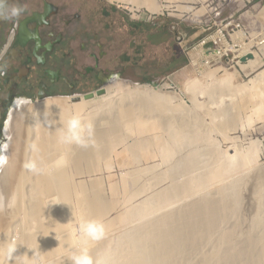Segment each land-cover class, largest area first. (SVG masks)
<instances>
[{"label": "rangeland", "instance_id": "obj_1", "mask_svg": "<svg viewBox=\"0 0 264 264\" xmlns=\"http://www.w3.org/2000/svg\"><path fill=\"white\" fill-rule=\"evenodd\" d=\"M156 1H159V3H161L162 5H172L171 7H164L162 13H158V10H156V8L153 9L151 6L144 4V0H142L143 3L140 4V8H137L132 4L127 5L126 3L123 4V2H111L110 0H106V2L117 6L119 10L123 11L125 16L134 21L147 20L152 22H163L170 28L172 26L178 28L179 25L183 24L192 26L195 29L204 28L206 30L213 31V39H218L219 37L222 38L224 43L231 44V50L227 52V55L224 54L219 58V56L216 54L217 46L214 44L212 48L213 50L211 51L213 56L206 57L205 59H203V61H198V59H196L195 57L194 64L188 70L187 76L185 77L159 81L157 83L158 85H155V87L153 84H135L126 81V79L124 78H121L114 83L105 85V93L103 95L95 96L93 99H90L88 101L94 102V105L95 103L100 102V100H102L106 96H109L111 99L115 100L118 96H122L129 89V91L133 92V95H146V93L151 96L167 95L171 99H169L166 111L164 113H161L157 109L150 114L151 118H160L165 123L163 127L156 130L157 132L155 131L156 134L158 133V135H160L161 141L164 144L166 143L165 145H174L172 144L173 139L169 134L170 131L168 129L171 125H174L177 130L183 129V132L186 135L187 133H189V135H191V138L189 137V135L187 136L190 140L192 139V136H195V134H193V132L195 133L193 129H195V127L197 129V127L201 126L200 124H202V126L199 128H202L204 126L203 130H206L207 128L210 133H208L205 140L198 138V141L201 142H198L196 139H192V141L194 142L192 143V141L189 142L188 139V141L183 145V148L179 147L178 149V147H174L170 159L163 160L160 151L156 150L157 148L155 147L154 143L151 142V145H149V149L154 152L151 153V151H149L147 152V154H145L143 151L138 149L141 136H139L138 134L136 135V133L134 132H125V129L123 130V128H119V130L121 131L120 133H123L124 136L122 135V137L124 138L122 140V144H120L121 142L117 143L112 152L107 155L106 159L107 162L109 161V164L103 159H94L91 161L93 163L88 162L82 165V169L81 171H79L81 172L80 174L76 173L75 168L72 164H67L64 167L62 172L67 176L66 179L63 180V186H66L65 190L67 191V201H65L63 205L67 203L71 205L74 210H76V207L78 206L77 201H79L81 197L86 195L80 194L78 195L79 199H77V192L81 187L84 186L83 188L86 189V191L91 190L92 194L98 190L107 203H110L111 201H114V203L117 202L116 205L119 206L117 208L118 211H125L124 207L135 208L134 211L136 217L131 221L129 226H139L145 233L146 237L150 235V232H152V241H156V243L153 244L155 249V263L161 264L159 256V246L164 241L168 245L175 246V248L169 252V258L171 259L172 264H198L199 260H201L203 256V251H207L209 248H211V244L206 241L207 238H204V226L206 224V218L208 216L212 217L215 221V224L217 221H222L220 225H216L210 231V234L215 235V240L220 237L219 234H221V230L229 232L231 229H234L235 231H237L236 234L242 233V235H244V233H246L249 229L250 218L254 212L253 206L251 205L254 199V192L262 190V194L264 196V117L260 119V111H253L254 108L252 106V103H250L249 101L247 102L244 97V93H246L247 99L248 92L252 91L250 89L259 87L261 83L264 82V0H191L185 4L170 3V1L168 0ZM175 5L181 7H176ZM232 44L236 46L234 47L232 46ZM248 53L252 54L253 57L245 61H241V58L246 56ZM212 59H214V61L210 64H207L205 62L207 60L211 61ZM212 70L218 71L217 74L219 76H224L229 73L231 75L235 74V77L231 76L233 80L231 79L232 82H230V84H239V86L245 84L246 88L243 89L244 92H241L234 96L231 95V91L220 92L219 90V94L214 95L211 93L205 95L204 93L199 92V95H196L197 100H195L194 103H191L190 100L192 94L190 93L191 91L189 89V91L187 90L188 86L194 80L201 81L202 85L206 83L204 85L206 87L211 85L215 86L213 85L214 83L211 84V81L205 80L204 77L206 71L208 72ZM111 85H115L116 87L114 88V90L109 92L108 87ZM247 86H250V89ZM131 87L134 89V91ZM248 89L250 91H248ZM135 90L138 91L135 92ZM141 91H143L144 94H142L143 92L141 93ZM222 93L224 96L220 95ZM210 95H213V97H211ZM174 96L176 98H174ZM214 96H217L219 99L217 97L214 98ZM238 96H240L241 98ZM61 97H68L66 99L69 100L70 96ZM208 97L212 98L213 100L209 99ZM45 98H49V96L32 98L30 99V104L19 108L20 112L17 113V118L23 121V126L24 128H26L25 130H27L31 118L35 114L32 106H34L35 102L42 101ZM223 98H225L223 104H226L220 105L221 99ZM236 99H241L240 101H238V103L240 102L241 104H238L241 107L238 114L241 126H244L245 135L241 132H237L233 134V136H235V139L232 140V142L230 141L223 143L224 140L221 138V136H217L216 132L214 130H211V126L214 124H218L221 118L215 114H208L205 108L207 107V105L213 110L218 108L219 105V107L222 106V108H224L229 105V102L231 103L234 100L237 101ZM208 101L210 103H208ZM196 102H203V104L199 106ZM73 103L76 102H73L71 98L69 101H67L68 105H73ZM181 106L189 111L188 115L183 116L181 113H179V109ZM96 119V122L93 120H81L84 124H90L92 126L93 135H95L97 130L102 129L103 131H105L110 126V121L108 119H104L101 117ZM8 120L9 118L5 119V125L3 126V137L0 142V147L5 145V148L7 149L11 145L10 140L8 136H6L5 132V127L6 123H8ZM198 122H200V124ZM183 123L185 126L183 125ZM96 126H98L99 129ZM249 132L252 133V135ZM154 135L153 132H149L145 136V139L149 138L150 140H154ZM27 142L28 139L23 141V147L25 146L23 149V151H25L23 160H28L26 162L22 160L19 161V167L22 165V169L24 167L25 170L28 168L26 165L29 164V157L26 156V153L29 152V143ZM188 145H190L191 147H188ZM214 146L216 148H214ZM250 146L251 150L252 146H254V150H256L257 153L255 156L257 159L254 164L250 163V161L245 158L246 154L250 151ZM129 147L138 149L135 150L137 155L133 156L132 152L127 149ZM190 148L191 150L193 149L198 153L196 154L198 155L197 160L199 166L197 164L196 167L197 170L199 169V174L201 172L203 173V169L207 166H210L209 168H212L215 171V169L211 165L218 162L217 160L225 159L224 163L226 164V166L223 169V177L226 179V182L225 179L222 180L224 188L222 190H224V193H221L222 190L217 191L215 189H212V184L205 183V186L198 190L200 193L202 191L203 192L201 194L199 193L200 195H198L197 192L196 199L190 200L196 195H184L183 187L187 185L188 179L194 176V174H198L195 167V171L192 169H186L184 171L178 165V161L185 157L187 151H189ZM149 153H151V155L147 156ZM4 156L6 160V162L4 163L5 165L13 162V156L11 152L7 153L6 150ZM233 157H235L234 161L236 162L232 161ZM242 159L247 161V163L243 161L245 162V166L241 161ZM89 163H91L92 165ZM175 164H177V166ZM90 165L91 169L89 167ZM228 169H230V171H228ZM25 170L24 173H26ZM168 171H172L170 174L172 177L166 175ZM132 172H139L140 175L138 176V183L134 184L125 179L126 175ZM143 172H145L146 174ZM2 173L3 174L1 175L3 177L4 175L7 177L3 178L0 175V240L3 236L7 238L8 242L13 243L21 234V230L25 227V222H29V217L27 215L25 216V214L28 213L27 210L31 211L29 203L30 188H28L29 185H27L28 187H24L26 191L24 193V190H22V193L25 195L22 194L21 196H24L25 198L23 197V199H21V196L16 194V192H14V189H12L13 182L11 179V171L6 169ZM157 176L159 177V179H157ZM166 177H171L172 179H168ZM182 180L184 181L182 182ZM145 182H149L150 184V189L148 188L149 193L143 192L141 194H138L136 192V188L141 185L147 187V185L144 184ZM113 188L116 189L117 193L113 192ZM158 191L159 193H156ZM129 193H131L132 196L128 200L127 197ZM169 194H175V200L172 203L165 205L167 200L172 199ZM11 197L14 198L16 202L15 204L21 207L20 210L17 209L19 210L18 212L14 210L15 208H18L14 207V205L11 207L7 206L9 208L6 207V205H8L7 203L12 200ZM16 197L19 198V201L21 199L22 203H19ZM232 198H234L233 200H235V203L237 204H232ZM203 205H205L204 208H202ZM230 205L231 207L234 206L235 209L230 210ZM117 206H115L112 202L111 207L115 208ZM262 206V211L264 212V203L262 204ZM114 208L112 212L109 213V218H112L116 215L117 211ZM77 210L78 211L76 214H74V217H78H75V222H72L70 227L71 235L73 234V236L71 237H74V239L77 241H74V247L76 246L75 250L79 251L80 249L78 248L79 246L80 248L83 246L80 244L83 243L84 239L83 237H81V234L79 232L80 210L79 208ZM166 211H171L170 215H175V219L172 223L166 222V218L167 216H169V214L165 213ZM198 212H201V214L196 215ZM162 216H164L165 218L161 219ZM142 220H144L147 224L153 223V228L144 229L142 226L145 224H138V221L140 222ZM195 222L198 223L197 229L186 232L187 226ZM236 222L238 223V225L236 224ZM118 227L119 226L113 228L112 230H116L112 232L117 233ZM157 230H160L161 232L170 230V232L166 234L163 240H156L153 239V235ZM7 233H9L8 237ZM259 246H264V240H259ZM21 254L23 256V253ZM3 256L4 258H0V260L2 261L0 262V264H4L5 262L8 263L9 258L6 257L8 256V254L5 251L0 253V257ZM22 256L20 258H22ZM46 262L47 259L45 257L42 258L40 257V255H38L37 258L34 259L32 264H45Z\"/></svg>", "mask_w": 264, "mask_h": 264}, {"label": "bare ground", "instance_id": "obj_2", "mask_svg": "<svg viewBox=\"0 0 264 264\" xmlns=\"http://www.w3.org/2000/svg\"><path fill=\"white\" fill-rule=\"evenodd\" d=\"M110 1L123 2V4L126 3L127 5L132 4L137 8H140V4L143 3L142 0H110ZM144 1H145L144 4L151 6L153 9L156 8V10H158V13H162L164 7H171L172 5V4L171 5L168 4L169 6H167L166 4L162 5L161 3H159V1L157 2L156 0H144ZM168 1H170V3H175V4L177 3L185 4L191 0H168ZM175 6L181 7L178 5ZM185 8H190V7H185ZM217 73L218 71L212 70L208 72L206 71V74L204 75L205 80L211 81V84L214 83L213 85L215 86L207 85L208 87H206L204 86L206 83L205 84L203 83L204 85H202V82L198 80L197 81L194 80L193 82H191L190 83L191 87L190 85L189 86L187 85L188 86L187 90L189 89L191 91L190 93L192 94L190 100L191 103L192 102L194 103V101L197 100L196 95L199 92L200 93L202 92L205 95L209 93L214 95V94H219V90L220 92L231 91V95L233 96L241 92H244L243 89L246 88L245 84L241 86H239V84L238 85L230 84V82H232L231 79L233 80L231 76H234L235 74L231 75L229 73L224 76H219ZM115 87H116L115 85L109 86L108 91L110 92L114 90ZM247 87L249 88L250 86ZM249 89L248 91L250 90L252 91L248 92L247 99H246L247 97L246 93H244L245 100L247 102L249 101L250 103H252V106L254 108L253 111L254 110L260 111L261 114L260 119H262L264 117V107H263L264 82H262L259 87H255L250 90ZM129 90L126 93H124L122 96H118L115 100L111 99L109 96H106L102 100H100V102L95 103L94 105H93L94 102L84 100L82 97L79 100V102L76 101V103H73V105L67 104V101L70 100V97L69 100L66 99L68 97H61V96L45 98L42 101L35 102L34 106H32L35 114L34 116H32L27 130H25L26 128H24L23 126V121L17 118V113L20 112L19 108L23 106H27L28 104H30V101L26 99H18L15 101V106L10 112L9 120L8 123H6V127H5L6 136H8L11 145L8 149L5 148V145H3L0 148V175L3 174L2 172L6 169L11 171L12 174L11 179L13 182L12 189H14V192H16V194H18L19 196L23 194L22 190H24L25 193L26 190L24 189V187H28L27 185H29L28 187L30 188L29 203H30L31 211L27 210L28 211L27 214H25L26 212L23 213L25 214V216L27 215L29 217V222H25V227L21 230V234L19 235L18 239L15 242L10 243L7 241V238L3 236L2 239L0 240V253L5 251L8 254V256L6 257L9 258L8 260L9 264H32V262L34 261L35 258H37L38 255H40V257L42 258L45 257L47 259V262L45 264H71L69 257L73 253H76L78 251L75 250L76 246L74 247V244L77 241L74 239V237L73 238L71 237L73 236V234L71 235L70 225L72 222L73 223L75 222V217H78V216L74 217V214L77 213L78 208L80 210V218H79L80 223L87 219H98V220H102V222L106 225L107 234L104 239L95 242L89 241L87 243L83 240V243L80 244L84 246V247L82 246L83 249L88 248L87 249L88 254L92 257L94 262L96 260H102L104 264H158L155 263L154 261L155 249L153 244L156 243V241H152V232H150V235L146 237L145 233L139 226L136 225L129 226L131 221L134 220L136 217L134 211L135 208H125L123 206L125 211H118L117 208L119 206L116 205L117 202L114 203V201H111L110 203L109 202L107 203L98 190L92 194L91 190L86 191V189L83 188L84 186L81 187L77 192V199H79L78 195L80 194H86V195H84L79 199V201H77L78 206L76 207V210H74L71 207V205L67 203L63 205V203L67 201V194H66L67 191L65 190L66 186H63V180L66 179L67 176L65 175V173L63 174L62 172L64 167L67 164H72L75 168L76 173L80 174L81 172L79 171H81L82 169L81 167L84 163L91 162L94 159H103L105 160V162H107L106 159L107 155L112 152L116 144L120 142H121L120 144H122V140L124 137H122L123 133H120L121 131L119 130V128H123V130L125 129V132H134L136 133V135L138 134L139 136H141L138 149L143 151L145 154L151 151V149H149V145H151V142L154 143L155 147L157 148L156 150L160 151L163 160L170 159L174 147L175 148L178 147V149L179 147L183 148L184 147L183 145L188 141L189 138L187 135H189V133H187L186 135L183 132V129L177 130L174 125H171L168 128L170 131L169 134L173 139L172 144L174 145L172 146L165 145L166 143L164 144L161 141L160 135H158V133L156 134L157 132L156 130L163 127L165 123L160 118L157 119L151 118L150 114L157 109L161 113H164L166 111V107L169 102V99L171 98H169L167 95L151 96L148 93H146V95H141V94L133 95V92ZM138 90H135V92H137ZM143 91H141V93ZM142 94H144V92ZM213 95L210 96L213 97ZM220 95H223V93ZM216 97L214 96V98ZM174 98L176 97L174 96ZM240 100L241 99L237 101L234 100L231 103L229 102V105L227 107L222 108V106L221 107L219 106L221 104L222 105L226 104V103L223 104V102L225 101V98H223L221 99L218 108L213 110L210 107H208V105L205 108L208 114L210 115L215 114L221 118L220 120L218 119L219 120L218 124H214L211 126V130H214L217 136L219 137L221 136V138L224 140L223 143L230 141L232 142V140L235 139V136H233V134L237 132H241L245 135L244 126H241L239 120V114H238L241 109L240 107L241 104L240 102L238 103V101ZM198 102L196 103L199 106L203 104V102L202 103H198ZM208 103L210 102L208 101ZM179 113L185 116L189 114V111L183 108V106H181L179 109ZM74 116H79V118L83 121L93 120L95 122L97 120L96 118L101 117L104 119H108L110 121V126L105 131H103L102 129L97 130L95 135H93V137L91 138L90 142H88L86 145H80L76 143H71V144L64 143L62 142L61 138L63 133L66 131L67 121ZM198 123L200 124V122ZM200 125L202 126V124ZM96 127L99 129L98 126ZM199 127H197V129L196 127L195 129H193L195 131V133L193 132L195 136H192V139H196L198 141L199 140L198 138H201L202 140H205L208 133L210 132L207 128L206 130H203L204 126L202 128ZM149 132H153V135L155 134L154 140L153 139L150 140L149 138H147L148 140L145 139V136ZM250 134L252 135V133ZM190 136L191 135H189V137ZM27 139H28L27 143H29V152H28L29 154L26 153L27 154L26 156L29 157V163L32 161H38L40 163V167L42 168V171L38 174L33 173L29 168L25 170V168L23 167V169L26 171V173H24V170L22 169V165L19 167V161L20 160L24 161L23 157L25 156L24 155L25 151H23L25 147V146L23 147V141ZM192 139L191 140L189 139V142L192 141ZM192 143L194 142L192 141ZM188 147L191 146L188 145ZM214 148L216 147L214 146ZM249 148L250 151L247 154L245 153L246 154L245 158H247V160L250 161V163L254 164V162L257 159L255 157L257 153L256 150H254L255 148L254 146H252V150H251V146ZM127 149H129L132 152L133 156L137 155L135 150L138 149L131 147ZM6 150L7 153L11 152L13 156V162L6 164L7 166L4 164L6 162L4 156ZM152 152L154 151H151V153ZM194 152L195 150L193 149L191 150L190 148V150L187 151L185 157H183L182 159H180V161H178L179 167L184 171L186 169L194 170V167L197 170L196 166L198 164V160H197L198 153L197 152L194 153ZM151 153H149L147 156L151 155ZM234 158L235 157H233L232 161L235 160ZM217 161L218 162L211 165L215 169V171L212 168H209L210 166H207L203 169V173L201 172L202 174L201 173L199 174L198 172L199 169H198L197 170L198 174L196 173L197 175L194 174V176L190 178L188 177L189 179L187 181V185L183 187L184 195H190V194L196 195L197 192L198 195H200L203 191L200 193L198 190L203 186H205V183L212 184V186L210 185L212 189H215L217 191L224 189L222 180L225 179L223 177V169L226 166V164L224 163L225 159L217 160ZM241 161L243 162L245 160L242 159ZM245 162L247 163V161ZM245 162H243V164ZM107 163L109 164V161ZM91 165L89 166L90 169H91ZM175 165L177 166V164ZM228 171H230V169H228ZM171 172L168 171L166 175L171 176L170 175ZM139 175H140L139 172H132L126 175L125 179L135 184L138 183L137 181L139 180L138 177ZM5 177L7 176L4 175L3 178ZM157 179H159V177ZM183 181L184 180H182V182ZM144 184H146L147 187L143 185L141 186L138 185L139 187L136 188L138 190V191L136 190L138 194H141L143 192H148V188L150 184L149 182H145ZM223 191L224 190H222L221 193H224ZM113 192H116L115 188H113ZM156 193H159V191ZM131 196L132 194L129 193L128 197L127 196L126 197L129 200ZM169 196L172 199L167 200L165 205L172 203L175 200L176 197L175 194L172 195L169 194ZM253 196L254 199L251 205L253 206L254 212L250 218L249 229L247 230L246 233H244V235H242V233L236 234L237 231H235L234 229H233L234 231L231 229L229 232L221 230V234H219L220 237L217 240H215L214 237L215 235L210 234L211 233L210 231L216 225L217 226L218 224L220 225L222 221H217L215 224V221L213 220L212 217L208 216L206 218V222H205L206 224L204 226L205 229L204 238L205 239L207 238L206 241H208V243L211 244L210 245L211 248L209 249L207 248L208 249L207 251H203L202 253L203 256L201 260H199L198 264H264V246L263 247L259 246V240H264V235H263L264 212L262 211L264 196L262 194V190L255 191ZM23 197L21 196V199H23ZM196 197L197 195L190 200L196 199ZM11 199L13 198L11 197ZM18 199L19 198H17V201L19 203H22V200L20 199L19 201ZM233 199L234 198H232L233 201L232 204H237ZM112 202L117 207L115 208L111 207ZM15 203H14V207H18V208H15L14 210L18 212L21 207L17 206ZM7 206L8 205H6V207ZM204 206L205 205H203L202 208H204ZM113 208L116 209L117 213L112 218H109L108 215L109 213L112 212ZM229 209L232 210L235 209V207L234 206L231 207L230 205ZM170 212L171 211L165 212L166 214H169V216H167L166 218L167 223H172L175 219V215H170ZM199 214H201V212H198L196 215ZM164 218H165L164 216L161 217V219ZM138 224H145L142 226L144 229H151L154 226L153 223L147 224L144 220L140 222L138 221ZM236 224L238 225L237 222ZM117 226H119L117 229L118 232L113 233L114 230L116 229L114 230L112 229ZM197 227H198V223L196 222L191 223L187 226L186 232L195 230L197 229ZM169 232L170 230L163 232L157 230L153 235V239L163 240V238ZM9 233H7V237ZM82 247L80 248L79 246L78 249H82ZM9 248H15V251L12 255H9V251H8ZM174 248H175L174 245H168L164 241L160 244L159 256H160L161 264H172V261L169 258V252ZM18 252L23 253V256L21 253ZM21 256L22 258H20ZM0 258H4V256ZM0 262L2 261L0 260ZM8 263L5 262L4 264H8Z\"/></svg>", "mask_w": 264, "mask_h": 264}, {"label": "crops", "instance_id": "obj_3", "mask_svg": "<svg viewBox=\"0 0 264 264\" xmlns=\"http://www.w3.org/2000/svg\"><path fill=\"white\" fill-rule=\"evenodd\" d=\"M3 2L16 26L11 42L28 44L32 83L21 89L27 95L43 89L49 96L82 95L113 75L157 84L187 76L195 57L213 56V31L183 24L173 31L163 22L134 21L106 0ZM12 7L24 11L11 17Z\"/></svg>", "mask_w": 264, "mask_h": 264}, {"label": "flooded vegetation", "instance_id": "obj_4", "mask_svg": "<svg viewBox=\"0 0 264 264\" xmlns=\"http://www.w3.org/2000/svg\"><path fill=\"white\" fill-rule=\"evenodd\" d=\"M0 6H4L3 0H0ZM0 14V104L8 108L17 97H25L27 99L41 98L49 96L46 90H41L38 95H27L21 89L30 86L32 83L33 72L30 71V54L28 53V44L17 39L13 44L11 42V35L16 28L14 20L3 18ZM16 50V52H15ZM16 64H20L15 69ZM24 69L26 73L24 74ZM30 89V88H29ZM6 118V112H2L0 118V141L3 137V125ZM1 148V147H0Z\"/></svg>", "mask_w": 264, "mask_h": 264}, {"label": "clouds", "instance_id": "obj_5", "mask_svg": "<svg viewBox=\"0 0 264 264\" xmlns=\"http://www.w3.org/2000/svg\"><path fill=\"white\" fill-rule=\"evenodd\" d=\"M23 11L24 9L22 7H12L10 10V15L11 17H17ZM0 14L4 15L5 18H8V14L4 12L2 6H0ZM172 27L171 30L174 31L176 27L175 26H174L175 28ZM164 80H168V79H164ZM153 85L155 87V85L158 84H153ZM92 136H93L92 126L90 124H84L79 118V116H74L67 121L66 131L63 133L61 139L62 142L64 143H69V144L76 143L80 145H86L88 142H90ZM26 166L33 173L38 174L42 171V168L40 167V163L38 161H32ZM14 203L15 200L13 198L12 200L9 201L8 206L11 207L14 205ZM79 232L83 237L84 241L87 243L89 241L95 242L104 239L107 234V229H106V225L101 220L87 219L79 224ZM8 251H9V255H12L15 251V248H9ZM69 259L71 261V264H104L102 260H96L94 262L92 257L88 254V250L86 248L80 249L78 252L73 253L69 257Z\"/></svg>", "mask_w": 264, "mask_h": 264}, {"label": "water", "instance_id": "obj_6", "mask_svg": "<svg viewBox=\"0 0 264 264\" xmlns=\"http://www.w3.org/2000/svg\"><path fill=\"white\" fill-rule=\"evenodd\" d=\"M252 57H253L252 54L248 53L246 56L241 58V61H245V60L250 59ZM117 79H121V78L118 75H113V76L109 77L108 79L104 80L102 86L98 87L96 90L84 93V94H82V96L81 95H72V96H70V98H71V100L73 102H76V101H79L81 99V97L84 100H89V99H93L95 96H101V95H103L105 93L104 86L107 85V84L113 83ZM126 81H128V80H126ZM128 82H131V81H128ZM131 83L137 84L136 82H131ZM18 99H26V100L30 101V99H27L25 97H17V98L14 99L13 103L8 108H5L2 104H0V118L2 116V112H4V111L6 112V118H9L10 112L15 106V101L18 100ZM4 125H5V121H4Z\"/></svg>", "mask_w": 264, "mask_h": 264}, {"label": "built area", "instance_id": "obj_7", "mask_svg": "<svg viewBox=\"0 0 264 264\" xmlns=\"http://www.w3.org/2000/svg\"><path fill=\"white\" fill-rule=\"evenodd\" d=\"M172 28H175L174 26L172 27ZM178 39L179 40H181V38L180 37H178ZM216 45L217 47H216V49H217V51H216V54L219 56V58H220V56H222V55H227V52H229L230 50H231V44H229V43H224V41L222 40V38H218V39H213V45ZM220 44V45H219ZM232 46H236V45H233L232 44ZM214 61V59H212L211 61H209V60H207V61H205L207 64H210V63H212ZM218 61V60H217Z\"/></svg>", "mask_w": 264, "mask_h": 264}]
</instances>
